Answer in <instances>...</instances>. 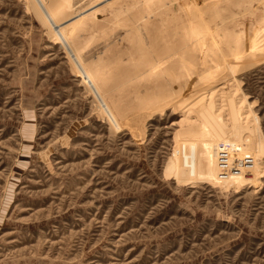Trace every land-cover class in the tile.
I'll use <instances>...</instances> for the list:
<instances>
[{"label": "rangeland", "instance_id": "1", "mask_svg": "<svg viewBox=\"0 0 264 264\" xmlns=\"http://www.w3.org/2000/svg\"><path fill=\"white\" fill-rule=\"evenodd\" d=\"M70 1L0 0V264H264V0Z\"/></svg>", "mask_w": 264, "mask_h": 264}, {"label": "bare ground", "instance_id": "2", "mask_svg": "<svg viewBox=\"0 0 264 264\" xmlns=\"http://www.w3.org/2000/svg\"><path fill=\"white\" fill-rule=\"evenodd\" d=\"M58 1H60V0H58ZM105 1H107V0H98L97 3H103V2L105 3ZM35 3H36V7L38 8V13L42 16V19L45 21L44 22L45 25L49 29H54L55 28V29L60 30L59 32L54 33L55 34V36H54V44H62V45L64 44L65 45V43H68L70 41L71 36H72V33H73V30L71 28L72 25H73V23L76 21L74 24L82 25L84 23V21H86V18H84V17L83 18H79L77 20H71V19L65 18L66 19L65 21L70 20V21H73V22H68L67 21L69 23V24L67 23L68 25H66L65 27L64 26H61L62 25L61 24L62 22L60 23V20H61L60 18L66 16L65 14L68 15V13L70 12V9H72L71 8V1L70 0H62L61 2L56 3L53 6V8H51V10H48L46 4L44 3V0H35ZM68 17H70V15H68ZM72 19H75V17L72 18ZM66 27H68V29L71 28L69 30L70 33L63 31V30H65L64 28H66ZM73 60H74V58H73ZM76 61H78V59ZM74 62H75V60H74ZM78 62H80V61H78ZM80 67H79V69H81ZM81 71L83 72V70H81ZM80 75H82V74H80ZM82 78H83V82H85V84H87V85L89 84V86H91V84H93V87H92V90L93 91H91V92L94 93L95 97H98L99 98L100 95H101V89H99L98 87H95L94 86V83L93 82H96L97 81V80H95V77L91 73L84 71L83 72V75H82ZM177 102H178L177 100L176 101H173L172 102V105L175 104V103H177ZM170 104H171V102H170ZM168 107H172V106L169 105ZM104 109H107V108H105V106H104ZM106 116H107L108 120L110 121V118L112 117V113L108 110V112L106 113ZM123 126L124 125L122 124V127Z\"/></svg>", "mask_w": 264, "mask_h": 264}]
</instances>
